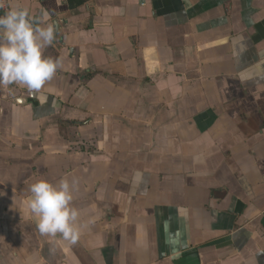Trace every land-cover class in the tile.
Wrapping results in <instances>:
<instances>
[{"label":"crops","instance_id":"obj_1","mask_svg":"<svg viewBox=\"0 0 264 264\" xmlns=\"http://www.w3.org/2000/svg\"><path fill=\"white\" fill-rule=\"evenodd\" d=\"M62 66L0 87V264H264V0H7ZM3 13V14H4ZM77 181L74 245L31 183Z\"/></svg>","mask_w":264,"mask_h":264},{"label":"clouds","instance_id":"obj_2","mask_svg":"<svg viewBox=\"0 0 264 264\" xmlns=\"http://www.w3.org/2000/svg\"><path fill=\"white\" fill-rule=\"evenodd\" d=\"M56 32L54 24L35 26L26 8H9L0 15V87L19 85L35 94L51 81L62 62L43 52ZM77 188V181L67 178L56 183L40 179L29 185L26 206L40 235H59L72 245L78 242L80 213L72 204Z\"/></svg>","mask_w":264,"mask_h":264},{"label":"built area","instance_id":"obj_3","mask_svg":"<svg viewBox=\"0 0 264 264\" xmlns=\"http://www.w3.org/2000/svg\"><path fill=\"white\" fill-rule=\"evenodd\" d=\"M7 0H0V15H3L4 10L6 9Z\"/></svg>","mask_w":264,"mask_h":264}]
</instances>
